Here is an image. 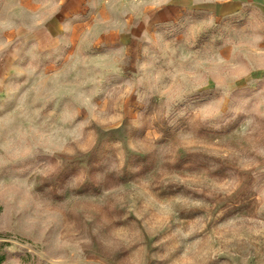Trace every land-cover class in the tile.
Segmentation results:
<instances>
[{
	"label": "rangeland",
	"instance_id": "obj_1",
	"mask_svg": "<svg viewBox=\"0 0 264 264\" xmlns=\"http://www.w3.org/2000/svg\"><path fill=\"white\" fill-rule=\"evenodd\" d=\"M173 2L0 0L3 264H264V0Z\"/></svg>",
	"mask_w": 264,
	"mask_h": 264
},
{
	"label": "crops",
	"instance_id": "obj_2",
	"mask_svg": "<svg viewBox=\"0 0 264 264\" xmlns=\"http://www.w3.org/2000/svg\"><path fill=\"white\" fill-rule=\"evenodd\" d=\"M240 0H233L232 2H214L208 0V3L199 4L191 0H175L171 5L174 7H189V8H199L208 10L214 15H224L231 9H237L239 7Z\"/></svg>",
	"mask_w": 264,
	"mask_h": 264
},
{
	"label": "trees",
	"instance_id": "obj_3",
	"mask_svg": "<svg viewBox=\"0 0 264 264\" xmlns=\"http://www.w3.org/2000/svg\"><path fill=\"white\" fill-rule=\"evenodd\" d=\"M4 244H0V264H3L6 261L7 252L3 251Z\"/></svg>",
	"mask_w": 264,
	"mask_h": 264
}]
</instances>
